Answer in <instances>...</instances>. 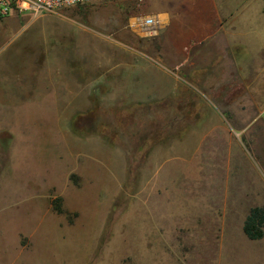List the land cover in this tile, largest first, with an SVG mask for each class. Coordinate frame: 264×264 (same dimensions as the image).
<instances>
[{
    "label": "rangeland",
    "instance_id": "374dc122",
    "mask_svg": "<svg viewBox=\"0 0 264 264\" xmlns=\"http://www.w3.org/2000/svg\"><path fill=\"white\" fill-rule=\"evenodd\" d=\"M59 10L30 23V12L0 19V264H264V235L242 230L249 208L264 205V0ZM158 13L171 25L233 28L230 81L188 80L151 110L73 111L52 65L41 66L53 60V30L68 59L71 28H137L139 15ZM104 39L93 41L92 74L116 56ZM75 64L83 76V60Z\"/></svg>",
    "mask_w": 264,
    "mask_h": 264
},
{
    "label": "crops",
    "instance_id": "0c3cea01",
    "mask_svg": "<svg viewBox=\"0 0 264 264\" xmlns=\"http://www.w3.org/2000/svg\"><path fill=\"white\" fill-rule=\"evenodd\" d=\"M13 12L18 16L16 10ZM53 13L60 14V10ZM30 15L27 23L33 19ZM162 21V26L160 20V24L147 36L139 27L129 25L102 28L98 24L97 28H71L68 48L74 53L68 59L60 57L59 30H53L57 34L53 36L56 40L54 57L52 61L43 60L41 66L52 65L53 83L60 94H67L66 103L76 113H86L96 106H105L107 110L118 108L125 111L132 106L147 110L150 107L151 110L158 101L166 103L168 98L177 96L183 84L187 87L188 80L204 82L214 80L209 75L222 74L224 80L230 81L231 67L234 73L237 61L238 37H231L233 28H206L203 19L202 24L190 26L185 18L171 25L167 15ZM12 29L17 30L11 39L19 33V28ZM103 38L106 39L100 41L107 48L115 47L116 56L103 57L97 63L100 70L92 74L90 52L93 41ZM80 49L85 52L84 58L74 56ZM77 59H82L86 65L81 77L76 72ZM47 76L43 69L40 81L44 82ZM24 77L17 74L16 81H22Z\"/></svg>",
    "mask_w": 264,
    "mask_h": 264
},
{
    "label": "built area",
    "instance_id": "2783aa9c",
    "mask_svg": "<svg viewBox=\"0 0 264 264\" xmlns=\"http://www.w3.org/2000/svg\"><path fill=\"white\" fill-rule=\"evenodd\" d=\"M92 0H0V19L6 17L11 11L30 12L32 15L53 13L63 7L83 4ZM142 33L147 36L160 24L158 14H141L135 21Z\"/></svg>",
    "mask_w": 264,
    "mask_h": 264
},
{
    "label": "trees",
    "instance_id": "16d2710c",
    "mask_svg": "<svg viewBox=\"0 0 264 264\" xmlns=\"http://www.w3.org/2000/svg\"><path fill=\"white\" fill-rule=\"evenodd\" d=\"M242 230L250 239H260L264 235V205L249 208Z\"/></svg>",
    "mask_w": 264,
    "mask_h": 264
},
{
    "label": "bare ground",
    "instance_id": "6f19581e",
    "mask_svg": "<svg viewBox=\"0 0 264 264\" xmlns=\"http://www.w3.org/2000/svg\"><path fill=\"white\" fill-rule=\"evenodd\" d=\"M158 16H159V18H161V20H162V18L163 19H165L166 18V14H158ZM132 25H134V22L132 23Z\"/></svg>",
    "mask_w": 264,
    "mask_h": 264
}]
</instances>
